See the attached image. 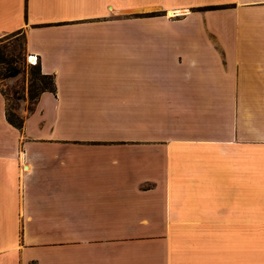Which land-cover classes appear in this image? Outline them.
Listing matches in <instances>:
<instances>
[{
    "label": "crops",
    "instance_id": "0c3cea01",
    "mask_svg": "<svg viewBox=\"0 0 264 264\" xmlns=\"http://www.w3.org/2000/svg\"><path fill=\"white\" fill-rule=\"evenodd\" d=\"M13 33L56 90L17 129L0 88V264H250L264 0H0Z\"/></svg>",
    "mask_w": 264,
    "mask_h": 264
},
{
    "label": "rangeland",
    "instance_id": "374dc122",
    "mask_svg": "<svg viewBox=\"0 0 264 264\" xmlns=\"http://www.w3.org/2000/svg\"><path fill=\"white\" fill-rule=\"evenodd\" d=\"M148 56V54L144 53L143 61L145 62L146 60L148 64L156 69V62L152 63L153 58L148 59ZM29 57L22 35L16 33L0 35V88L5 97L6 107L12 111L19 109L23 104L25 113H28V108L30 107L28 101L23 103V100L16 99L17 97L27 98L28 95L29 83L31 78H33V70L31 69L33 65H31ZM132 62L135 61L133 60ZM143 65V78H147L146 63H143ZM13 69H17L19 73L14 77H10L9 73ZM112 69L115 74L119 72L116 71L115 66ZM120 77L124 76H118L117 78ZM128 78H130L129 74ZM262 191L263 189H257V192H260L256 194V207L258 209L264 208V194L261 193ZM258 209L256 213H262ZM257 214L256 226L243 229L249 234L245 235V239L248 240L249 237V242L246 241V248L250 251V264H264V220L258 218ZM245 264H248L247 259Z\"/></svg>",
    "mask_w": 264,
    "mask_h": 264
},
{
    "label": "trees",
    "instance_id": "16d2710c",
    "mask_svg": "<svg viewBox=\"0 0 264 264\" xmlns=\"http://www.w3.org/2000/svg\"><path fill=\"white\" fill-rule=\"evenodd\" d=\"M33 70V78H31L28 88L27 101L30 104L28 108L29 112L33 111L34 105L37 103L39 96L43 92H49L54 94L56 87L54 82V77L52 75H43L40 71V67L38 64L33 65L31 67ZM19 73L17 69H13L12 72L9 73L10 77H14ZM2 93V92H1ZM4 96V94L2 93ZM17 100H22L24 97H17ZM5 117L7 122L17 129H21L23 126V118L18 116L14 111L6 107Z\"/></svg>",
    "mask_w": 264,
    "mask_h": 264
},
{
    "label": "bare ground",
    "instance_id": "6f19581e",
    "mask_svg": "<svg viewBox=\"0 0 264 264\" xmlns=\"http://www.w3.org/2000/svg\"><path fill=\"white\" fill-rule=\"evenodd\" d=\"M173 13L170 14V16L172 17ZM29 60H31L30 62L32 64H34L35 62H37V59L35 57H29Z\"/></svg>",
    "mask_w": 264,
    "mask_h": 264
},
{
    "label": "built area",
    "instance_id": "2783aa9c",
    "mask_svg": "<svg viewBox=\"0 0 264 264\" xmlns=\"http://www.w3.org/2000/svg\"><path fill=\"white\" fill-rule=\"evenodd\" d=\"M177 15V13H173V15H172V17H170V18H175V17H177L176 16ZM31 57V56H30ZM36 58V57H35ZM37 64V62H35L34 64H31V65H36Z\"/></svg>",
    "mask_w": 264,
    "mask_h": 264
}]
</instances>
